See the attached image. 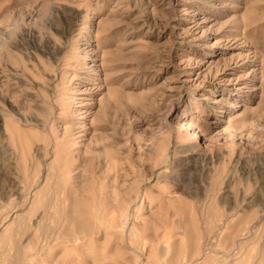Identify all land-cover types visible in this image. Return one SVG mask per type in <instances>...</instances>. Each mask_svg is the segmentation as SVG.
<instances>
[{"label":"rangeland","instance_id":"obj_1","mask_svg":"<svg viewBox=\"0 0 264 264\" xmlns=\"http://www.w3.org/2000/svg\"><path fill=\"white\" fill-rule=\"evenodd\" d=\"M41 20L44 75L53 74L50 65L58 53L74 55L68 67L60 61L48 88L53 99L60 97L66 104V121L76 125L70 140L80 141L78 155L86 154L87 170L81 171V163L74 170L73 198L62 194L56 203L51 201L54 207L50 202L46 219L53 224L52 218L58 216L56 222L62 223L54 228L57 231L45 232L47 237L33 225L41 209L34 206V212L29 207L31 193L42 185L34 182L44 171L22 172L7 163L0 167V264L9 262L16 251L11 240L1 242L9 222L10 236L27 248H22L21 260L27 261L32 251L31 261L18 264H238L240 257L245 264H264V0H0L2 147H7L3 118L22 114V103L31 99L27 55L41 54V41L32 35ZM81 52L84 55L76 58ZM177 114L204 132L220 134L219 142L205 147L200 139L198 152H180L185 146L177 138ZM55 121L61 129L64 120ZM226 135L234 136L235 145L225 141ZM36 143L30 149L34 157L41 152ZM89 146L100 150L88 152ZM106 157L109 164L103 162ZM169 173L171 178L166 177ZM174 174L177 180L172 179ZM128 190L132 197L127 215L120 216L113 205L124 200ZM149 191L154 192L152 197ZM174 196L181 198V207L170 202ZM171 197L168 203L166 198ZM106 199L113 204L107 205ZM210 200L220 207L219 222L215 219L216 226L207 230L206 217L196 213L195 233L187 234V216H178L183 201L187 209L206 206ZM230 206L233 210L225 208ZM72 207L79 212L77 221L89 226L87 231L76 230V219L69 218ZM50 208L58 209L54 216ZM155 209H163L161 218H152ZM21 225L24 232L17 230ZM66 226L73 238L64 235ZM194 240L200 246L196 252ZM8 244H13L10 250ZM3 246L10 251L8 261L3 259L7 252Z\"/></svg>","mask_w":264,"mask_h":264},{"label":"bare ground","instance_id":"obj_2","mask_svg":"<svg viewBox=\"0 0 264 264\" xmlns=\"http://www.w3.org/2000/svg\"><path fill=\"white\" fill-rule=\"evenodd\" d=\"M38 14V13H37ZM40 14V13H39ZM43 16H44V12H43ZM36 27H35V30L32 32L33 34V37L35 38V37H39V39H40V41H41V45H39V46H41V54H40V56H38V55H27V59L28 60H30V62H29V64L28 65H26V71H28L27 72V76H28V79H29V82H30V84H31V88H32V93L30 94L31 95V99H27V100H30V102L29 103H26L25 102V104L24 103H22V107H21V109H22V114H19L17 117H14V118H8V117H6V118H3L4 119V132H5V137H6V139H7V147H2V146H0V167H2L5 163H7L8 165H10V166H12V167H15V168H17V169H19L20 171H22V172H24V171H26V169H28V168H31V170L33 169L34 171L35 170H40L41 172L42 171H44V173H45V175L43 176L42 175V177H37L38 179H36L35 180V182L34 183H38V182H40L41 181V183H42V185H41V187H39V188H37L33 193H31V195L33 194V199H32V201H31V204L29 205V207L30 208H34V206L37 208V206L41 209V211H40V216H39V218L38 219H36L34 222H33V225H34V227L36 228V229H38V230H41V231H43L42 233L44 234V235H46L47 237H48V235L47 234H45V232L47 233V232H51V230L53 231L54 230V228H57V229H59L60 228V223H62V222H60V221H58V222H56V218L58 217V216H55V217H50V218H52V219H54V220H52V219H50V222L52 221V223H53V221H54V223L53 224H49V219H46V218H49V217H47L48 216V214H49V205H50V202L51 201H54V203H56L57 201L56 200H58V196H60V199H61V197H62V194L63 195H66V196H69L70 198H73L74 197V190H73V188H70V187H72V178H73V172H74V170L75 169H77L78 167H79V163H81L80 164V166L82 165L83 166V170H81V171H84V170H87L86 169V166H85V164H84V162H85V160H86V158H85V156H86V154H84V151L82 152L84 155V157L83 156H79L80 154V146L78 145L79 143L78 142H80V141H77V143H72V141L70 140V136L73 134V129L75 130V128H76V125L73 123H71L70 121H66L67 120V116H68V110L66 109V104L63 102V100H61L60 99V97H58L57 99H53V97L55 96L54 95V92L53 91H51V89H49L48 88V81H51V80H53L54 79V77H56V74H54V73H56L55 72V69H57L56 67H58V66H60V61L65 65V66H69V65H71L72 64V62H71V60L73 59V57H74V55H72L71 53L70 54H63V53H58V57H56V61H55V63H54V65H50V67L52 68V72H53V74H49V76H46V75H44V68L46 69V63H45V61H44V20H41L40 22H37L36 23ZM32 43V42H31ZM33 46H36L35 44H33ZM38 46V45H37ZM58 47H60V44L59 43H55V48L56 49H58ZM79 48V47H78ZM31 49V48H30ZM32 50V49H31ZM31 50H30V52H31ZM72 50V49H71ZM83 50V49H82ZM96 50V49H95ZM65 51V50H64ZM92 51H94V49L92 50ZM59 52H61L60 50H59ZM80 52V51H79ZM78 52V53H79ZM24 53V52H23ZM26 53V52H25ZM81 55H84L82 52L80 53V54H78L77 56H75L76 58H79ZM10 56V55H9ZM11 58H12V54H11ZM80 59V58H79ZM62 64V65H63ZM77 64H79V63H77ZM61 65V66H62ZM79 65H82V64H79ZM75 67V66H74ZM81 67V66H80ZM50 68V69H51ZM60 68V67H59ZM74 69V68H73ZM76 69V68H75ZM77 70V69H76ZM95 72L97 71V69L96 68H94L93 69ZM66 71V70H65ZM50 73V72H49ZM62 73H65L64 71L62 72ZM73 73V72H72ZM75 73V72H74ZM76 74V73H75ZM48 75V74H47ZM61 79H60V82L62 81V79H63V77H64V75H62L61 74ZM78 77V76H77ZM63 82H65V81H63ZM67 82V81H66ZM65 82V83H66ZM59 83V82H58ZM64 84V83H63ZM86 88L87 87H85V88H82L81 89V92L82 91H85L86 90ZM63 94H65V93H63ZM56 95H60V92H57V94ZM23 98V97H22ZM25 100V99H24ZM20 102V101H19ZM55 106H57L56 108H58V112H57V114L55 115ZM18 107H19V105H18ZM187 108H193L191 105H188V107ZM19 109V108H18ZM11 110H12V108H11ZM57 111V110H56ZM69 112H70V110H69ZM9 115V114H8ZM11 115V114H10ZM52 116H54L53 117V119H52ZM95 116V115H94ZM177 116V119H176V122H175V128H176V131H177V133H178V136H177V138L179 139V143H180V145L181 146H185V147H183L182 149H180V152H189L190 154H193V153H195V152H198V150L199 149H201V146H200V139L201 140H203V142H205L206 144L204 145L205 147H207L208 145H210V144H212V143H216L217 141L219 142V140H220V134H218V133H215V134H211V133H208V132H204V131H202V130H200V129H198V127L196 126V125H194L192 122H190V121H186V120H182L181 118H180V116H179V114H177L176 115ZM56 119H63L64 120V123L63 124H61V129H58V127H57V125H56ZM3 122V121H2ZM58 122V121H57ZM209 123V122H208ZM21 124H23V126L24 125H27V126H29V128H31V129H34V130H36V134L35 133H32V132H30V131H27L26 129H21ZM26 126V127H27ZM3 127V126H2ZM25 127V128H26ZM24 128V127H23ZM2 130V129H1ZM3 132V133H4ZM157 133V132H156ZM1 135V134H0ZM152 135H153V133H152ZM224 135V134H223ZM222 135V136H223ZM227 136V135H226ZM229 136V135H228ZM227 136V137H228ZM149 137V136H148ZM147 137V138H148ZM233 137L234 136H229V138H227L226 139V137H225V141H229V143L231 144V145H235V141L233 142L232 141V139H233ZM155 139V138H154ZM223 139V138H222ZM230 139V140H229ZM93 140H94V138H93ZM92 140V141H93ZM95 140H98V139H95ZM34 141H36V142H38V143H36V146L38 147H36L37 149H40L41 150V152H40V155H41V157H40V155L39 156H37V157H34L32 154L33 153H35V152H33L32 154H31V152H30V149H31V146H32V144L34 143ZM147 141H148V139H147ZM186 144V145H185ZM217 144V143H216ZM215 144V145H216ZM244 144V143H243ZM6 146V145H5ZM83 146V145H82ZM34 147H35V145H34ZM180 147V146H179ZM203 147V146H202ZM85 149L86 150H88V152L90 151V150H92V151H98V149L100 150V148H98V147H91V146H89V147H85ZM203 149V148H202ZM34 150V149H33ZM151 151H153V150H151ZM150 151V152H151ZM154 152V151H153ZM37 153V152H36ZM14 154L16 155V157L14 156ZM79 154V155H78ZM101 154V153H100ZM100 154H97V158H100ZM184 154V153H183ZM190 154H188V155H190ZM199 154V153H198ZM187 155V154H186ZM190 156H192V155H190ZM94 158V155L93 156H90L89 157V159L91 160V159H93ZM99 161H102V159H99ZM109 160L107 159V157L106 158H103V162H104V164H105V162H108ZM162 162H165V158H164V160L162 161ZM108 164H109V162H108ZM175 166V165H174ZM4 167H7V166H4ZM3 167V168H4ZM3 168H2V170H3ZM10 168V167H9ZM82 168V167H81ZM80 168V169H81ZM10 170H12L11 168H10ZM219 170V169H218ZM34 171H33V173H34ZM80 171V170H79ZM167 171V170H166ZM222 171V170H221ZM221 171H218L219 173L221 172ZM38 172V171H37ZM77 172H78V170H77ZM222 172H224V171H222ZM32 173V174H33ZM218 173V174H219ZM24 174V173H23ZM221 175H222V173H220ZM75 175V174H74ZM171 175L172 174H167L166 175V177H170L171 178ZM216 175H217V173H216ZM38 176V175H37ZM219 176V175H218ZM222 177H223V175H222ZM222 177H220V178H222ZM23 178H24V176H23ZM150 178V177H149ZM214 178V177H213ZM172 179H175V180H177V177H176V174H174V176H173V178ZM27 180V179H26ZM217 180V179H216ZM219 181V180H218ZM212 183H213V181H212ZM218 184V183H217ZM71 185V186H70ZM172 186V185H171ZM213 186V185H212ZM15 187V186H14ZM166 187V186H165ZM214 188V187H213ZM169 188H167V190H168ZM215 189H216V187H215ZM17 190H19V189H17ZM33 190V189H32ZM212 190V189H211ZM152 191V190H151ZM151 191H149L150 192V194L148 193V196H150V197H152L153 195L152 194H154V192H151ZM161 192V191H160ZM178 192V191H177ZM176 192V195L178 194ZM145 193H146V190H145ZM169 193V192H168ZM174 193V192H173ZM28 194V193H27ZM126 194H128L125 198H124V200H122L121 202H119V203H117L116 205H113V207H114V209L118 212V214L120 215V216H126L127 215V206H128V199L130 198V197H132V195L130 194V192H129V190L127 191V193ZM166 194V193H165ZM172 194V193H171ZM147 195V194H146ZM159 195V194H158ZM157 195V196H158ZM156 196V197H157ZM162 196V195H161ZM160 196V197H161ZM167 196H168V194H167ZM179 196V195H178ZM177 196V198L174 196V199H172L173 197H171V198H166L167 200H168V203H169V199H172L170 202H173V203H179L180 204V202H181V198L180 197H178ZM254 196V195H253ZM259 196V195H258ZM160 197H159V199H160ZM169 197V196H168ZM255 197V196H254ZM260 197H262V196H260ZM259 197V198H260ZM29 198H31V197H29ZM57 198V199H56ZM161 198H163V197H161ZM24 199V198H23ZM56 199V200H55ZM59 199V200H60ZM250 199H252V198H250ZM257 199V198H256ZM24 200H27L26 198L24 199ZM64 200V199H63ZM62 200V201H63ZM162 200V199H161ZM29 201H30V199H29ZM29 201H26L27 203L29 202ZM56 201V202H55ZM61 201V200H60ZM106 201H108V203H107V205L108 204H110V205H112L113 203H109V200L108 199H106ZM184 203H185V201H183ZM252 202V201H251ZM52 203L53 202H51V205H52ZM60 203H62V202H59V206L61 205ZM72 203V202H71ZM70 203V204H71ZM74 203V202H73ZM183 203V205L185 206V204ZM23 203H21V205H22ZM21 205L19 206V207H21ZM27 205V204H26ZM101 205H102V203H101ZM217 205V204H216ZM216 205H215V202H212V200H210V202L208 203V204H206V206L204 205L203 207H197V206H195V207H190V208H185L186 206H187V204H186V206L184 207V206H182V210L180 211V213L178 214V216L179 217H182V216H187V218L184 220V221H182V223L184 222V229H185V232L187 233V234H192V233H195L194 231H195V229H196V225H195V223L193 222V219L195 218V215H196V213H197V215H204V217H206L205 218V220H204V224L207 226H205L206 228L205 229H207L208 227H210V228H212L211 227V225H212V223H215L216 221H218L219 222V215H218V212H219V208L220 207H218V205H217V207H218V209H217V207H216ZM234 205H235V203H234ZM15 206V205H14ZM53 207H54V204L52 205ZM59 206H58V208H59ZM70 206V205H69ZM71 206H73V205H71ZM70 206V207H71ZM177 206V205H176ZM179 206V205H178ZM220 206V205H219ZM232 206H233V204H232ZM26 208H27V206H25ZM24 207V208H25ZM56 207H57V204H56ZM103 207V206H102ZM106 207V206H105ZM160 206H158V208H159ZM171 208V212H173V208H172V206H170ZM180 207H181V204H180ZM241 207V206H240ZM17 208V207H16ZM29 208V209H30ZM36 208H34L33 209V211L35 212L36 210ZM38 208V209H39ZM61 208H63L64 209V207H60V209ZM73 208V207H72ZM101 208V207H100ZM158 208H156V209H158ZM161 208L162 207H160V210H161ZM225 208H228V209H230V210H233V209H231V206H230V208L229 207H225ZM250 208V207H249ZM32 209H30V210H28V208H27V210L28 211H31ZM55 209V208H54ZM71 209V208H70ZM96 209V208H95ZM95 209H94V212H95ZM103 209H104V207H103ZM151 209V208H150ZM156 209L154 210V212H153V210H152V212L153 213H155V214H153L152 216H151V214H152V212L151 213H149L150 215V217H152L153 219H155L156 217V215H157V217H160L159 215L161 214V212L163 211V209H162V211L161 212H158V211H156ZM254 209V208H253ZM258 209V208H257ZM50 210H52L53 211V208L51 209L50 208ZM100 210V209H99ZM102 210V209H101ZM222 210H224V209H222ZM243 210V209H242ZM255 210V209H254ZM261 210H263V209H261ZM261 210H260V212H259V210H258V213H261ZM15 211V210H14ZM13 211V212H14ZM27 211V212H28ZM51 211V212H52ZM55 211H58V209L56 208V210ZM55 211H53V216L55 215L54 214V212ZM59 211H61V210H59ZM63 211V210H62ZM169 211V210H168ZM175 211H176V209H175ZM179 210H177L176 212H178ZM221 211V210H220ZM237 211V210H236ZM252 211V210H251ZM250 211V212H251ZM37 212H39L38 210H37ZM51 212H50V215H51ZM164 212V211H163ZM162 212V213H163ZM171 212H169V213H171ZM223 212V211H222ZM235 212V211H234ZM244 212H248L249 213V211H244ZM244 212H242V213H244ZM71 214H69V218H73V220L74 219H76V220H74V221H77V219H79L78 218V216H76V215H79V212H77V214H76V211H75V209L73 208V210H72V212H70ZM174 213V212H173ZM226 213V212H225ZM230 213V212H229ZM231 213H232V211H231ZM238 213V212H237ZM236 213V214H237ZM13 214V213H12ZM19 214V213H18ZM17 214V215H18ZM28 214H29V212H28ZM39 213H37V215H38ZM57 214V213H56ZM59 214V213H58ZM62 214V213H61ZM142 214V213H141ZM144 214H147V213H144ZM168 214V213H167ZM172 214V213H171ZM170 214V215H171ZM174 214H176V213H174ZM221 214V213H220ZM228 214V212L226 213V215ZM236 214H235V216H236ZM245 214H247V213H245ZM264 214V213H263ZM29 215H31V213L29 214ZM92 216H93V214H91ZM117 215V214H116ZM115 215V216H116ZM143 215V214H142ZM141 215V216H142ZM169 215V216H170ZM173 215V214H172ZM171 215V216H172ZM181 215V216H180ZM223 214H221L220 216H222ZM231 215V214H230ZM238 215V214H237ZM243 215V214H242ZM257 215V214H256ZM7 216V215H6ZM52 216V215H51ZM71 216V217H70ZM138 216V215H137ZM149 216H147V217H149ZM162 216V215H161ZM175 216V215H174ZM219 217L218 219H217V217ZM233 216V215H232ZM248 216H249V214H248ZM248 216L247 217H243V218H248ZM264 215H262L261 216V219L262 218H264L263 217ZM20 217V216H19ZM23 217H25V216H23ZM97 217V216H96ZM146 217V216H145ZM229 217V216H228ZM17 218V217H16ZM36 218V217H35ZM63 218V217H62ZM66 218V217H65ZM142 218V217H141ZM152 218H150V219H152ZM161 218V217H160ZM224 218V217H223ZM240 218V217H239ZM242 218V217H241ZM9 219H11V218H9ZM14 219V218H13ZM58 219H60V217L58 218ZM100 219V218H99ZM98 219V220H99ZM106 218H104V220H105ZM142 219H144V218H142ZM149 219V218H148ZM147 219V220H148ZM181 219V218H180ZM183 219V218H182ZM189 219V220H188ZM192 219V220H191ZM215 219H217L216 221H215ZM221 219V218H220ZM229 219V218H228ZM238 219V218H237ZM255 219H256V217H255ZM260 219V220H261ZM15 220V219H14ZM46 220H48V221H46ZM63 220V219H62ZM81 220V219H80ZM186 220H188V221H186ZM223 220V219H222ZM243 220V223L244 224H246V221H244L245 219H242ZM12 221V220H11ZM30 221V220H29ZM79 221V220H78ZM77 221V223L75 222V225L77 226H75V228H78V229H76V230H79V229H82L83 231L85 230V231H87L88 229H89V226L87 225V224H85L84 222H78ZM107 221V220H106ZM110 221V220H109ZM221 221V220H220ZM225 221V220H224ZM251 221H252V219H251ZM264 221V220H263ZM5 222H6V220L2 223V225H4L5 224ZM56 222V223H55ZM70 222H72V219L70 220ZM117 222H119L118 220H117ZM180 221H178V223H179ZM228 221L226 220V223H227ZM237 222V221H236ZM239 222V221H238ZM254 222V221H253ZM252 222V223H253ZM256 222H258V221H255L253 224H255ZM27 223V222H26ZM25 223V224H26ZM144 223H146V218H145V222ZM181 223V222H180ZM182 223H181V225H182ZM251 223V222H250ZM10 222L8 223V225L7 226H5L4 228H3V230H2V232H5L6 233V235L4 236V238H3V240L1 241V242H7L8 243V241H10L11 240V242L13 243V244H15V247H14V249H16V251H14V255H12L13 257L11 258L10 257V261H11V263L12 264H18L19 262L20 263H22V260H24V259H22L21 260V258H23L22 256L24 255V254H22V252H24L26 249H24L25 248V246H23V244H21V247H20V245L16 242L15 243V240L14 239H16L15 238V236H14V239H13V235L12 236H10L11 235V231H9L10 230ZM27 224H29V223H27ZM26 224V225H27ZM68 224V223H67ZM102 223H100L99 225H101ZM143 224V223H142ZM150 224V223H149ZM216 224V223H215ZM237 224V223H236ZM1 225V226H2ZM64 225V224H63ZM62 225V226H63ZM71 225V224H70ZM214 225V224H213ZM212 225V226H213ZM220 224L218 223V225L217 226H219ZM240 225V224H239ZM239 225H236V227H241V226H239ZM256 225H257V223H256ZM260 225H261V223H260ZM105 226V225H104ZM214 226H216V225H214ZM213 226V227H214ZM223 226V225H222ZM228 226H229V224H228ZM253 226V225H252ZM251 225H250V227L249 228H251L252 227ZM22 227V228H21ZM28 228H29V226H27ZM26 227V228H27ZM256 227V226H255ZM258 227V226H257ZM260 227L261 226H259V229H260ZM25 229V225L24 226H20V228L19 229H17V230H22V232H24L23 230ZM68 228V230L65 232V234H64V232H62L64 235H66V234H70L71 233V231L70 230H72L71 229V227L69 226H66V229ZM73 228V227H72ZM104 228V227H103ZM197 228H199L198 226H197ZM224 228H226V229H228L226 226L224 227ZM223 228V229H224ZM231 228V227H230ZM252 228H254V226L252 227ZM263 228H264V223H263ZM33 229V228H32ZM57 229H55L56 231H57ZM70 229V230H69ZM183 229V228H182ZM202 229H204V228H202ZM209 229V228H208ZM207 229V230H208ZM220 229V228H219ZM232 229V228H231ZM234 229H235V226H234ZM257 229V228H256ZM262 229V228H261ZM260 229V230H261ZM26 230V229H25ZM54 230V231H55ZM75 230V229H74ZM134 230L135 229H133V232H134ZM201 230V229H200ZM230 230V229H229ZM250 230H252V229H250ZM263 230V229H262ZM205 231V230H204ZM233 231V230H232ZM255 232H256V230H254ZM7 232H9V233H7ZM18 231H16V233L15 234H21V232L19 231L18 233H17ZM70 232V233H69ZM78 232H81V231H78ZM246 232H247V230H246ZM252 232H253V230H252ZM57 233V232H56ZM56 233H54L55 235H57ZM14 234V233H13ZM42 234V235H43ZM60 232H59V236H60ZM63 234H61V235H63ZM41 235V236H42ZM63 235V236H64ZM71 235V236H70ZM70 235H66V236H69V237H71V238H73L74 237V234H73V232H72V234H70ZM76 235V234H75ZM17 236V235H16ZM46 236H44V237H46ZM58 236V235H57ZM43 237V236H42ZM56 237V236H55ZM62 237V236H61ZM76 237V236H75ZM53 238H54V235H53ZM70 238V239H71ZM42 239V238H41ZM58 239H59V237H58ZM29 240V239H28ZM32 239H30L29 240V243L33 246V244H34V242L32 243V241H31ZM43 240H44V238H43ZM51 240H53V239H51ZM50 240V241H51ZM231 240V239H230ZM16 241H18V239H16ZM207 241V240H206ZM5 242V243H6ZM19 242V241H18ZM195 242V240L194 241H192V243H194ZM210 242H211V240H210ZM21 243H23V241L21 242ZM26 243H27V241H26ZM38 243V242H37ZM41 243V242H40ZM50 243V242H49ZM48 243V244H49ZM203 243V242H202ZM206 243V242H205ZM1 244H4V243H1ZM9 244H10V242H9ZM8 244V245H9ZM12 244V245H13ZM43 244L44 243H42V244H40L41 245V247L43 246ZM195 244H196V247H195V252H196V249L198 250L199 248H200V246H198V243H197V241L195 242ZM6 244H4V246H5ZM11 245V246H12ZM38 245V244H37ZM201 245V244H200ZM207 245V244H206ZM2 246V245H1ZM3 246V247H4ZM10 246V245H9ZM8 247V249L10 250V248H12V247ZM24 248H23V247ZM2 247V248H3ZM6 247V246H5ZM4 247V248H5ZM33 247H35L36 248V245L34 244V246ZM193 247V248H194ZM203 247H204V245H203ZM202 247V248H203ZM22 248H23V250H22ZM34 248V249H35ZM40 248V246H38V249ZM6 249V254L4 253V257H3V259L8 255V253L10 252H8V250H7V248H5ZM33 249V250H34ZM37 249V250H38ZM41 249V248H40ZM39 249V250H40ZM12 252V251H11ZM30 252V251H29ZM32 252V251H31ZM31 252L29 253L30 254V256H31ZM38 252V251H37ZM200 252H201V249H200V251L198 252L199 254H200ZM28 253V252H27ZM197 253V254H198ZM10 254V253H9ZM29 254L27 255L26 253H25V257H27L28 256V258L26 259L27 261H31V259L29 260V258H31L30 256H29ZM33 254V253H32ZM175 254V256L174 257H176L177 258V254H176V252L174 253ZM11 255V254H10ZM10 255H8V256H10ZM27 255V256H26ZM7 256V257H8ZM202 256H203V254H202ZM6 257V258H7ZM24 257V258H25ZM32 257H34V256H32ZM173 257V256H172ZM5 258V259H6ZM175 258V259H176ZM210 258V257H209ZM245 258V257H244ZM4 259V260H5ZM173 259V258H172ZM243 259V257L241 258H238L236 261H240V262H243V263H240V262H237L238 264L240 263V264H245L246 263V261L244 260H241ZM7 261L9 260V259H6ZM7 261H5V262H7ZM9 261V262H10ZM25 261V260H24ZM27 261H25V262H27ZM260 261V260H259ZM9 262H7L6 264H8ZM186 264H188L187 262H185ZM10 264V263H9ZM179 264H182V263H179ZM191 264V263H190ZM232 264V263H231ZM233 264H236V263H234V261H233Z\"/></svg>","mask_w":264,"mask_h":264}]
</instances>
